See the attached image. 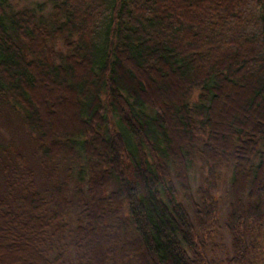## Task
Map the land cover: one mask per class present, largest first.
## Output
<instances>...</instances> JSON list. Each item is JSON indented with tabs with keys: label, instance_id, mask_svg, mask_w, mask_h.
Segmentation results:
<instances>
[{
	"label": "trees",
	"instance_id": "1",
	"mask_svg": "<svg viewBox=\"0 0 264 264\" xmlns=\"http://www.w3.org/2000/svg\"><path fill=\"white\" fill-rule=\"evenodd\" d=\"M0 125V264H264V0H0Z\"/></svg>",
	"mask_w": 264,
	"mask_h": 264
},
{
	"label": "rangeland",
	"instance_id": "2",
	"mask_svg": "<svg viewBox=\"0 0 264 264\" xmlns=\"http://www.w3.org/2000/svg\"><path fill=\"white\" fill-rule=\"evenodd\" d=\"M48 0H8V2L10 4H12V6L18 8V7H22V6H32L35 5L36 3L39 2H45L47 3ZM46 10H48V6L46 8ZM0 132L2 134H4L5 137L9 136V132L5 129V127H3L2 125H0ZM228 172L226 173L225 177L228 178ZM195 185V182L193 183V186ZM228 240V238H227Z\"/></svg>",
	"mask_w": 264,
	"mask_h": 264
}]
</instances>
